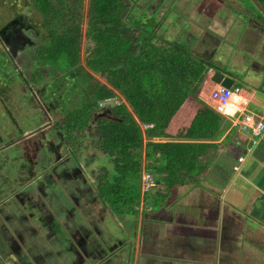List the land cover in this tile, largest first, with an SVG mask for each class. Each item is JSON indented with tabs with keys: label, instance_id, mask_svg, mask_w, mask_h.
Listing matches in <instances>:
<instances>
[{
	"label": "rangeland",
	"instance_id": "374dc122",
	"mask_svg": "<svg viewBox=\"0 0 264 264\" xmlns=\"http://www.w3.org/2000/svg\"><path fill=\"white\" fill-rule=\"evenodd\" d=\"M62 1L66 6L71 7L72 2L77 0ZM80 2L82 8L79 20L81 36L76 63L78 68L74 67L68 72L54 70V73L44 69L45 72L42 73L40 63H43V60L41 57L36 58L39 55L37 49L41 44L39 36L43 34L39 27L42 22L41 16L33 9L31 0H0V27L9 18L19 17H22L23 22L29 25L28 28L19 32V35L24 38V41H20L24 48L19 49L11 57L12 60L8 57V48L0 43V218H2L0 235H12V232L21 228L22 231L19 235H23V238L16 242L15 251L9 247L10 241L0 243V264H65V254L68 251L64 249H73L71 242L77 247L80 240V254L82 251L85 264H87L93 261L87 257L91 254L93 247L90 240L93 235L121 236L125 234L135 235L136 232L135 216L130 214L127 216L129 221L124 222L123 217L116 216L114 211L111 210L112 213L107 209L104 210L100 206L99 200L97 201L95 194L98 182L96 176L100 178L102 174H108L112 178L114 166L108 156L103 154L95 145L94 119L98 117L97 114L106 115L111 106L124 103L120 94L115 92V96L105 102V105H99V111L94 115V119L87 128L80 134L75 133L74 139L77 138L75 147L73 143L58 135V120L62 118L61 116L57 117L59 115L57 112H61L58 108L65 106L67 111L76 108V105L85 99L77 92L82 94L87 91V89L84 90L86 83H104V79L97 73L88 70L83 62V52L86 47L84 37L86 12L89 0H80ZM220 3L224 4L223 8L231 17L239 21L230 28L228 34L236 32L238 35L241 27H237V25L248 22L247 18L236 16L237 9L232 7L237 6L239 9L242 7L248 10L250 15L257 18L259 16L247 0H225L221 2L219 0H199L197 6L186 4L181 8V12L188 14V17L193 13L195 18H198L197 13L199 12L201 19L204 20V16H207L212 21L217 13L216 4ZM148 5L151 7L150 2ZM145 9V12L140 14L138 19L144 21L151 19V17L154 19L160 17L163 24L159 33H162L164 40L168 39L184 44L192 52L206 55L211 60H213V53L217 54L214 58L215 63H217L215 68L219 72L230 74L234 79V85L244 88L243 78L249 81L256 77L255 72L249 68L248 64L253 55L254 59L256 58L255 48L254 52L242 53L238 49L237 40H235L229 42L236 44V48L231 49L229 46V49L225 47L217 49L219 46L217 42L219 41L216 36H208L207 33H199L196 29L187 30L185 25L181 26V20L178 21L177 19L179 17L184 18V16L176 15V13L180 14V12H176L180 8L174 9L176 13L172 10L168 11L166 17L158 16V14L156 16L153 10L150 12L148 6ZM164 13L166 15V11ZM222 13L225 14V12ZM198 20H200V16ZM208 27L209 25H199V28H205L204 31H209ZM247 29H250V26H247ZM157 32L155 35L158 38ZM256 39L260 44L263 37L258 35ZM47 42L45 41V44ZM79 70H83V72H79ZM63 73L66 74L63 75ZM86 75L89 77L85 78ZM61 79H63L62 88L59 84ZM71 87H74V91H71ZM209 95L211 98V92ZM62 114L64 115L63 111ZM55 123L58 124V127ZM142 129H146L145 125H142ZM51 169H55L57 172L65 169L66 174L72 172L69 175L60 173L53 176V179L48 175L44 176ZM142 170L147 171L148 169L143 166L141 172ZM141 172L136 178L138 186H140ZM38 174H41V177L36 180ZM155 178L157 179L156 175L153 176L154 180ZM155 183V187L150 190L152 192L149 191L146 194V198L148 196L154 204L151 206L164 204L167 199L177 196L184 184L178 182L172 188H162L163 185H157V181ZM158 187L161 192H167V195L160 193V196L154 195L153 190H158ZM52 193L58 194L53 195ZM5 196L8 199L14 196L16 199L5 201ZM43 202L45 204H42ZM18 205L24 208L20 212L18 211L21 208L18 209ZM6 208H9L11 217L14 211L16 214L18 212L19 219H21L20 225L16 224L14 228L13 225L9 224L10 229L3 225L9 219L8 215L3 214L7 212ZM133 208L136 209L135 206ZM26 216L30 218H24ZM49 217L52 221H49ZM19 219L15 222L20 221ZM97 231L102 233L95 234ZM48 235H54L60 244L57 245L58 251L54 252L55 255L52 256V259L43 263L40 256L36 254L35 248L39 249L40 242L49 237ZM80 235H82V239H80ZM31 239L34 243L28 241ZM95 244L104 249L102 253L93 251L98 258L97 260H100L99 256L106 253V246L98 240H95ZM75 254H79V252H75Z\"/></svg>",
	"mask_w": 264,
	"mask_h": 264
},
{
	"label": "trees",
	"instance_id": "16d2710c",
	"mask_svg": "<svg viewBox=\"0 0 264 264\" xmlns=\"http://www.w3.org/2000/svg\"><path fill=\"white\" fill-rule=\"evenodd\" d=\"M31 1L42 20L39 55H35L43 60L42 73L44 69L54 73L78 68L80 0L72 2L71 7L62 0ZM258 1L264 7V0ZM126 3L89 0L83 62L104 83H86L87 91L77 92L85 99L70 111L65 106L58 108L61 112L56 115L62 118L58 120L59 127L55 123L58 135L75 147V133L87 128L99 111V103L105 100V105L115 92L123 98L124 103L111 106L106 115L97 114L93 125L96 147L114 166L112 178L108 174L96 176L95 194L100 204L116 215L130 212L139 202L140 186L136 178L142 169V157L145 167L151 166L164 175L166 187L172 188L178 182L194 184L205 169L200 158L211 146L198 140L218 135L221 120L197 97L209 71L216 69L210 58L192 52L184 44L164 40L159 33V19L151 17L143 21L130 16ZM257 13L264 24V17ZM59 84L62 88L63 79ZM142 125L151 126L143 130ZM155 138L163 142L152 141ZM155 161H162V166L154 165Z\"/></svg>",
	"mask_w": 264,
	"mask_h": 264
},
{
	"label": "crops",
	"instance_id": "0c3cea01",
	"mask_svg": "<svg viewBox=\"0 0 264 264\" xmlns=\"http://www.w3.org/2000/svg\"><path fill=\"white\" fill-rule=\"evenodd\" d=\"M125 1L129 6L130 16L134 17L143 14L146 6L150 8V12L153 10L156 16L158 14L163 17L167 16L168 11L175 12L174 9L180 8L179 11H176L180 14L175 13L177 16H184V18L177 19L181 20V26L185 25L187 30L196 29L199 33L216 36L219 41L217 49L222 47L229 49V46L231 49L236 48V44L229 42L235 40H237L238 49L242 53L253 51L255 48L256 58L254 59L253 55L248 64L249 68L255 72L256 77L249 81L243 78L244 88L235 85L240 89L239 93L230 97L225 105L224 115L217 113L221 117L219 134L211 139L198 140V142L211 146L200 158V161L205 164V169L194 179L195 183L182 185L177 196L167 199L164 204L155 206H151L154 204L148 196L146 198L148 192L140 193L141 200L139 199L136 209L133 208L130 212L116 215L123 217L124 222L129 221L127 216L130 214L135 216V235H93L90 238L93 243L91 254L86 255L93 261L87 264H264V131L256 138L250 132L242 131L236 123L242 114H252L264 122V25L255 22V16L250 15L248 10L242 7L240 10L234 6L232 8L237 9L236 16L247 18V21L252 23L238 24L237 27H241L238 35L236 32L228 34L230 28L239 21H236L225 11L223 3L216 4V17L210 21L207 16H204V20L201 19L199 12L197 14L198 18L200 16V20L195 18L193 13L188 17V14L181 12V8L186 4L197 6L199 0ZM149 2L151 7L148 5ZM226 8L228 7L226 6ZM159 10L161 11L159 12ZM223 19L225 20L221 22ZM159 21H161L160 17ZM199 25H209V31H204L205 28H199ZM247 26H250V29H247ZM258 35L263 37L260 44L256 39ZM216 56L217 54L213 53V60L210 59L213 61V66L217 65L214 61ZM253 59L254 62H252ZM214 71L217 69L213 70L212 68L209 71L197 94V97L212 110L214 103L209 93L219 86L211 81ZM221 73L233 78L227 72ZM234 96L237 98H233ZM150 126L145 125L146 129ZM152 141L163 142V139L155 138ZM239 158L242 160L239 161ZM142 159V167H145L146 161L144 157ZM162 164V161L154 162L157 167H161ZM145 168L151 175L157 176V179L155 178V181L158 182L157 185H163L162 188L166 187L162 181L163 174L156 172L155 168L151 166ZM64 170L61 169L57 172L55 169H51L44 176L48 175L53 179V176L60 173L66 174ZM143 172L142 170L141 174ZM39 177L41 174L36 176L37 179ZM157 189L153 190L154 195H159V193L167 195V192H161L159 187ZM52 194L57 195L58 193ZM59 196L61 197V195ZM15 199L16 197L13 196L10 199L6 198L5 201H14ZM100 206L104 210L106 209L102 204ZM6 209L7 212L3 214L11 217L9 208ZM18 209L20 212L24 208L18 205ZM18 212L17 214L15 211L13 212L11 218L14 221L4 223L8 229H10L9 224L14 228L16 224L20 225L21 219H19ZM17 219L20 221L15 222ZM49 221H52L50 217ZM101 233L97 231L95 234ZM48 236L40 242L39 249L35 248L36 254L40 256L43 263L52 259V256L55 255L54 252L58 251L57 245L60 244L54 235ZM81 236L80 239H82ZM22 238L23 235H0V243L10 241L9 247L15 251L16 242ZM95 240L106 246V253L99 256L100 260H97L93 251L102 253L104 249L96 245ZM28 241L33 242L32 239ZM80 243L81 240L75 247L71 242L74 247L71 248L72 251L64 249L68 251L65 254V264H85L82 251L80 254ZM75 252H79V254H75Z\"/></svg>",
	"mask_w": 264,
	"mask_h": 264
},
{
	"label": "built area",
	"instance_id": "2783aa9c",
	"mask_svg": "<svg viewBox=\"0 0 264 264\" xmlns=\"http://www.w3.org/2000/svg\"><path fill=\"white\" fill-rule=\"evenodd\" d=\"M240 89L234 84L230 88L218 86L211 91V100L213 101V110L218 114H225V105L228 103L230 97L234 94L239 93ZM104 102V101H103ZM103 102L99 105H103ZM238 127L242 131H247L252 134L253 137H259L264 131V122L261 118H255L252 114H242L240 119L236 121ZM254 143V142H253ZM239 161L242 158L238 159ZM155 180L153 176L148 172L144 171L140 177V190L141 193H147L155 187Z\"/></svg>",
	"mask_w": 264,
	"mask_h": 264
},
{
	"label": "flooded vegetation",
	"instance_id": "af4514ba",
	"mask_svg": "<svg viewBox=\"0 0 264 264\" xmlns=\"http://www.w3.org/2000/svg\"><path fill=\"white\" fill-rule=\"evenodd\" d=\"M255 18H256L255 19L256 22H259L260 24L264 25L260 19H258L257 17ZM28 26L29 25L23 22L22 17L9 18L6 22H4L3 25H1L0 43L2 45L4 44L8 48L9 55L8 54L7 55L9 58L13 57L20 47L22 49L24 48V46L22 47V43L20 42V41H24V38L19 35V32H21V30L24 28L25 29L28 28ZM97 201H98V198H97ZM8 218H9L8 221H14L13 218L9 216ZM0 222H2V218H0ZM3 225L5 224L3 223ZM20 231H22V228L20 230H16L12 232V235H19Z\"/></svg>",
	"mask_w": 264,
	"mask_h": 264
},
{
	"label": "water",
	"instance_id": "95a60500",
	"mask_svg": "<svg viewBox=\"0 0 264 264\" xmlns=\"http://www.w3.org/2000/svg\"><path fill=\"white\" fill-rule=\"evenodd\" d=\"M249 1L252 3L255 9L264 17V7L259 3V1L258 0H249ZM19 49H21V47ZM211 81L225 88H230L234 84L233 78L224 75L219 71L213 72L211 76Z\"/></svg>",
	"mask_w": 264,
	"mask_h": 264
},
{
	"label": "bare ground",
	"instance_id": "6f19581e",
	"mask_svg": "<svg viewBox=\"0 0 264 264\" xmlns=\"http://www.w3.org/2000/svg\"><path fill=\"white\" fill-rule=\"evenodd\" d=\"M233 98H235V96H234ZM236 98H237V97H236ZM236 98H235V99H236ZM239 99H240V98H239Z\"/></svg>",
	"mask_w": 264,
	"mask_h": 264
},
{
	"label": "clouds",
	"instance_id": "9594fccd",
	"mask_svg": "<svg viewBox=\"0 0 264 264\" xmlns=\"http://www.w3.org/2000/svg\"><path fill=\"white\" fill-rule=\"evenodd\" d=\"M105 101V100H104Z\"/></svg>",
	"mask_w": 264,
	"mask_h": 264
}]
</instances>
